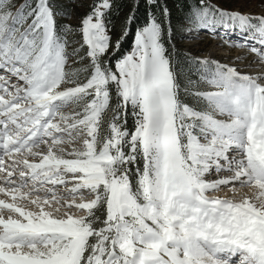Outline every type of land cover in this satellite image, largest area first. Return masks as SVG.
<instances>
[{
	"label": "snow or ice",
	"instance_id": "6c2138e0",
	"mask_svg": "<svg viewBox=\"0 0 264 264\" xmlns=\"http://www.w3.org/2000/svg\"><path fill=\"white\" fill-rule=\"evenodd\" d=\"M121 8L0 0V264H264V12Z\"/></svg>",
	"mask_w": 264,
	"mask_h": 264
},
{
	"label": "rangeland",
	"instance_id": "374dc122",
	"mask_svg": "<svg viewBox=\"0 0 264 264\" xmlns=\"http://www.w3.org/2000/svg\"><path fill=\"white\" fill-rule=\"evenodd\" d=\"M22 2V0H17V3ZM69 9L73 8L76 4L87 5L91 0H61ZM215 2V0H214ZM226 6L232 9H239L241 12H245L251 15H259L264 12V0H221ZM136 0H133V4ZM77 12L84 11V8H76ZM131 11H133L131 9ZM71 23H75V19L71 18ZM116 24V31L120 29L119 16L113 21ZM207 32H200L198 35L189 34L188 37L180 40V49L188 50L199 56H208L212 59H218L221 62L230 63L237 57V54L241 52L239 60H235V63L239 64L241 67L249 64L253 60V54L247 48L237 47L235 44H229L225 41H241L242 34L236 29L229 28L224 30L223 28H218L215 34ZM249 43H252L249 41ZM213 49L216 54L210 56L208 51ZM223 53L224 57L221 58L219 54ZM243 65V66H242ZM248 71V68L244 69ZM0 198H3L0 196Z\"/></svg>",
	"mask_w": 264,
	"mask_h": 264
},
{
	"label": "trees",
	"instance_id": "16d2710c",
	"mask_svg": "<svg viewBox=\"0 0 264 264\" xmlns=\"http://www.w3.org/2000/svg\"><path fill=\"white\" fill-rule=\"evenodd\" d=\"M120 2L122 3V8L121 11L118 13L119 16V22H120V18H122L126 13L131 11V7L130 5L133 4V0H120ZM174 2V0H170V3ZM141 3V7L138 10L132 9L133 11H136V15L137 17L142 20L143 19V0H140ZM135 26V25H134ZM124 47H127V41H125V45Z\"/></svg>",
	"mask_w": 264,
	"mask_h": 264
},
{
	"label": "bare ground",
	"instance_id": "6f19581e",
	"mask_svg": "<svg viewBox=\"0 0 264 264\" xmlns=\"http://www.w3.org/2000/svg\"><path fill=\"white\" fill-rule=\"evenodd\" d=\"M208 54L210 55V56H213V55H215L216 54V52L213 50V49H210L209 51H208ZM220 56H221V58H223L224 57V54L223 53H221V54H219ZM241 55V52H239L238 54H237V56H240ZM235 60L236 59H233L232 61L235 63ZM233 62H230V63H233ZM243 66V65H242ZM243 191H247V189H243ZM227 192V189H224V190H221L220 192H218V193H209V195H220V196H223V195H225V193Z\"/></svg>",
	"mask_w": 264,
	"mask_h": 264
}]
</instances>
